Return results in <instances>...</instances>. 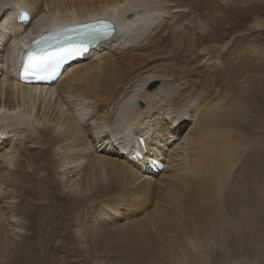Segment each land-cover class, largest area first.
<instances>
[{
	"label": "bare ground",
	"instance_id": "6f19581e",
	"mask_svg": "<svg viewBox=\"0 0 264 264\" xmlns=\"http://www.w3.org/2000/svg\"><path fill=\"white\" fill-rule=\"evenodd\" d=\"M263 13L264 0H0V264H80L85 253L103 264L105 245L130 234L147 264H206L209 234L222 238L218 258L256 244L264 140L245 111L260 97ZM108 16L117 29L58 80H19L33 38Z\"/></svg>",
	"mask_w": 264,
	"mask_h": 264
},
{
	"label": "rangeland",
	"instance_id": "374dc122",
	"mask_svg": "<svg viewBox=\"0 0 264 264\" xmlns=\"http://www.w3.org/2000/svg\"><path fill=\"white\" fill-rule=\"evenodd\" d=\"M137 16H141L140 14H138V15H136V17ZM259 18H261V19H263L264 20V13L263 14H261V16L259 17ZM139 20V19H138ZM138 20H136L135 18H133L132 20H127L126 22H128V23H123V25H127V27H124V28H126L124 31H127V32H129L134 26H136V24H133V22H138ZM173 20V19H172ZM131 34H132V32H131ZM135 33H133V35H134ZM167 34V33H166ZM256 35H259V37L256 39L257 41H256V48H255V50L258 52V53H256V54H259V55H257V60L259 61V64H261V63H264V34H262V33H255ZM254 34V35H255ZM246 35H248L249 36V39L251 38V35H249V34H246ZM145 37V36H144ZM144 37H141V38H137V39H135L136 41H141L142 39H144ZM254 39H251V41H253ZM121 44V43H120ZM139 44V43H138ZM127 45V44H126ZM125 45V46H126ZM243 46V44H242V42L240 43V45H239V48H241L242 46ZM122 45H120V47H121ZM246 46L248 47L249 45L248 44H246ZM245 46V47H246ZM131 46H128L127 48H130ZM239 48L234 52V54H233V56L231 57V58H237V57H240L239 55H238V53H237V51H239ZM2 49V48H1ZM255 51V52H256ZM261 52V53H260ZM243 53H246V54H248V52H246V49H244L243 50ZM148 54V53H147ZM252 54V53H251ZM231 55V54H230ZM229 55V56H230ZM96 57L98 56V55H95ZM94 56H92L90 59H92ZM159 57H161V56H152L151 58L153 59L152 60V62H150V66H153V65H158L162 60L161 59H157V58H159ZM263 57V58H262ZM166 58H168V57H166ZM94 59V58H93ZM201 64H204V61L201 63ZM262 70L264 69V68H261ZM262 81H259V79H255V81H256V84H257V86L258 87H260V89L261 90H259V89H257L258 90V96H260V97H258V98H255L254 99V101L249 105V111L248 112H246L245 111V113L247 114L246 116L249 118V120L250 121H253V123H254V126H253V131H252V134H251V136H254V137H256L258 140H264V75L262 76V79H261ZM157 85L159 86V82L157 83ZM158 86H156V87H154V89L155 88H157ZM186 87L187 86H185L184 87V89H186ZM245 87L247 88V89H249L250 88V84H248V83H246L245 84ZM226 93H227V90H226ZM238 109H239V111H240V109H242L243 110V108L242 107H239V108H237V112H238ZM243 113H244V111H242ZM243 120H245V118H243ZM186 128H188V124L183 128V130H182V132L180 133V135H182V133L184 134L185 133V131H186ZM4 136H6V135H3V137H0V139L2 140L3 138H7V137H4ZM8 136V135H7ZM123 138V137H122ZM122 138H120V139H122ZM179 140H182V139H180V137H179ZM2 141H4V140H2ZM96 144H98V145H100L101 143H102V141L99 143V141H97V142H95ZM1 153V152H0ZM35 153H38V150H36L35 151ZM263 172H264V169L262 170ZM236 172V171H235ZM144 174H149V173H144ZM263 187H264V183H263ZM262 187V191H260V193H259V196L258 197H256L255 198V200H254V203H255V201H256V203L253 205L254 206V208H257V209H255V216H256V221H257V225L259 226V229H260V231L258 230V233L256 234V237H255V239H256V241L258 242H256V244H252V245H245V247H244V245H241L240 247H241V253H240V255H238V256H230L229 258H222V257H217V253L220 251V249H221V237H216V238H213L212 236H210V234L207 236V238H203V239H200V241H202V246L203 245H206V247L207 248H203L204 250L203 251H207V252H209L210 250L212 251V253H210V254H212V255H210V256H208L209 258H207V260H206V264H264V188ZM262 192H263V194H262ZM263 197V198H262ZM262 204V205H261ZM91 216H93L92 214H91ZM21 217V216H20ZM88 218H91V217H89L88 216ZM224 218H226V219H229V217H224ZM93 219V218H92ZM221 219H222V221H223V217H221ZM94 221L93 222H98L96 219H93ZM87 221V220H86ZM126 220L124 219L123 220V222H125ZM66 228H64V230H65ZM214 230V229H213ZM133 234H130V235H127V236H125V235H122V237H120V239L118 240V243H109V245L108 244H106L105 245V251L104 252H102L101 254H99L98 256H96V260H97V262H99V260L101 259V261L100 262H102L103 264H147V263H149V262H145V261H142V260H140L139 258L140 257H143V256H145L144 254L143 255H139L138 253H136L134 250L136 249V250H140L141 248H143V247H145L146 245H142V246H139V247H137L138 246V243L136 242V241H138L137 239H140V237L139 236H132ZM257 235H258V237H257ZM209 236H210V238H212V240L214 239V241H212L211 239H209ZM90 238H93V237H90ZM100 238H102V236H100ZM99 238V239H100ZM124 238V239H123ZM131 239V240H130ZM216 239V240H215ZM254 239V240H255ZM37 240H41V237L39 236L38 238H37ZM121 240V241H120ZM123 240V241H122ZM127 240V241H126ZM133 240L135 241V243L133 242ZM132 243H131V242ZM211 241L213 242V243H215V244H210L211 243ZM124 242V243H123ZM208 243V245H207V243ZM210 242V243H209ZM137 243V244H136ZM205 243V244H204ZM219 243V244H218ZM134 244V245H133ZM136 244V245H135ZM54 245H56L55 243H54ZM210 245L213 247V248H215V249H212L211 247H210ZM214 245H215V247H214ZM219 245V246H218ZM88 246H90V247H92L91 246V243L88 245ZM118 248H117V247ZM134 246V247H133ZM107 247V248H106ZM174 247H177L176 245H174ZM247 247V248H246ZM251 247V248H250ZM79 248V247H78ZM110 248H112V249H110ZM220 248V249H219ZM83 249H87V247H86V245L83 247ZM122 249V250H121ZM179 250H178V252H180V253H182V254H184L183 252L184 251H186V248H185V246L183 245V246H180L179 248H178ZM207 249H209V251L207 250ZM75 250H77V249H75ZM114 252H112V251ZM121 250V251H120ZM176 250V249H175ZM215 250V251H214ZM217 250H219L218 252H217ZM38 251H41L44 255H47V253H49L50 254V252H49V250L48 249H45V247H40L39 246V250ZM109 251V252H108ZM111 251V252H110ZM122 251H123V253L124 254H126V255H128V256H124V254L122 253ZM182 251V252H181ZM249 251V252H248ZM259 251V252H258ZM206 252V253H207ZM217 252V253H216ZM243 252H244V254H243ZM76 254H77V252H75ZM106 253H110V254H106ZM111 253H112V255H111ZM120 253V254H119ZM138 254V255H137ZM215 254H216V256H215ZM50 255H52V254H50ZM82 255V254H81ZM87 255H88V258H87ZM129 255H130V257H129ZM162 255V254H161ZM213 255H214V257H213ZM84 255H82V256H80L79 257V259H81L80 260V264H85V262L88 260V259H90L91 258V256H89V253L87 254V253H85V256L83 257ZM121 256V257H120ZM146 256H147V254H146ZM86 257V258H85ZM97 257H100V258H97ZM132 257V258H131ZM134 257V258H133ZM168 256H167V254L164 256V258H162V259H166ZM237 258V259H236ZM95 259H91L90 261L92 262V263H95V262H93V261H95ZM124 259V262L122 261ZM125 259H127V260H125ZM138 259L140 260V261H138ZM45 260H50V257H46V259ZM51 260H53V258H51ZM158 260H161L160 259V257H159V259ZM84 261V262H83ZM138 261V262H137ZM142 261V262H141ZM154 261H156V260H154ZM236 261V262H235ZM99 262V263H100ZM123 262V263H122ZM129 262H131V263H129ZM198 264V261H196V262H194V264ZM200 264V263H199Z\"/></svg>",
	"mask_w": 264,
	"mask_h": 264
},
{
	"label": "snow or ice",
	"instance_id": "6c2138e0",
	"mask_svg": "<svg viewBox=\"0 0 264 264\" xmlns=\"http://www.w3.org/2000/svg\"><path fill=\"white\" fill-rule=\"evenodd\" d=\"M20 18L27 20L28 17L23 10L20 11ZM81 51L76 46L68 44L43 47L37 52L29 50L25 54V59L22 65V73L24 75L35 74L37 71L43 69L46 65L51 64L53 61H58L68 54H74Z\"/></svg>",
	"mask_w": 264,
	"mask_h": 264
},
{
	"label": "water",
	"instance_id": "95a60500",
	"mask_svg": "<svg viewBox=\"0 0 264 264\" xmlns=\"http://www.w3.org/2000/svg\"><path fill=\"white\" fill-rule=\"evenodd\" d=\"M157 86V82H155V83H152L151 85H150V89H152V88H154V87H156Z\"/></svg>",
	"mask_w": 264,
	"mask_h": 264
}]
</instances>
